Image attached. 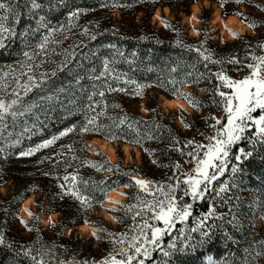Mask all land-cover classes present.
I'll return each mask as SVG.
<instances>
[{"label":"snow or ice","instance_id":"1","mask_svg":"<svg viewBox=\"0 0 264 264\" xmlns=\"http://www.w3.org/2000/svg\"><path fill=\"white\" fill-rule=\"evenodd\" d=\"M143 2L134 0L136 4ZM150 2L158 3L159 0ZM134 3L97 0L95 7H72L66 12L65 23L54 25L36 10L68 7L64 0H45V3L38 0H0V50L17 35L23 44L14 63L0 66V160L6 161L13 156L17 159L35 158L37 166L46 167L41 175L52 177L61 200L76 201L82 209L104 204L114 222L126 224L121 231H110L85 219L83 223L91 227V237L107 241L111 249L100 259L75 256L61 259L52 247L41 241V229L36 226L40 218L31 211L28 206L31 203L24 207L31 223L19 212L0 207V215L3 216L0 220V246L13 254V264H22L24 260L29 264H171L174 253L194 250L210 242L218 230L232 241L234 237L225 225L241 230L240 215L232 206L233 199L238 200L239 197L229 193L240 186L241 163L253 157L257 146L264 147V54H258L264 53V17L235 11L240 22L262 38L253 42L229 28L231 38L241 41L244 54L221 56L207 46L212 37L206 32L194 29V34L203 38L195 44L185 43L180 29L164 20L157 10L155 18L161 20L163 28L175 33V45L195 52L197 59L185 66L189 70L179 78L174 75L178 66H174L166 77L158 75L155 80L147 82L132 75L140 67V58L135 50L128 52L115 42L102 43L96 49L89 48V43L106 35L127 39L118 28L102 29L98 19L79 23L81 17L90 13L128 9ZM218 3L225 10L232 4H243L264 13V0H218ZM26 15L34 19L38 16L35 27L18 33L17 27ZM193 19L197 21L196 16H190V20ZM70 39L73 42L64 47V42ZM137 39L162 43L147 34H141ZM54 57L62 59L57 62ZM120 64L128 65V70H121ZM198 65H202L203 71ZM146 70L153 72L154 68L149 66ZM65 72L72 79L56 85V78ZM233 72L246 74L236 77L231 74ZM202 81L211 85L201 89L209 96L207 105L194 94L181 90V85L195 86ZM153 88L186 102L185 106L173 105L169 101L170 107L179 109L178 118L183 129L195 128V121L186 115L191 109L193 113L201 114L212 134L197 130L200 141L195 136L182 138L162 122L155 107L142 109L149 113L147 119L127 111L113 113V109H122L123 106L110 97L143 98L145 90ZM205 106L220 109L222 117L203 116ZM58 109L79 119L48 138L26 144L43 131L46 122L54 118L53 113ZM86 135L126 146L134 145L135 152L129 151L133 162L137 160L138 153L141 162L147 157L151 166L167 169L171 174L165 180H156L144 175L139 166L125 168L122 161L112 163L103 152L80 144V138ZM65 138L71 142H62ZM241 142H247L252 150L236 148ZM86 149L95 151L100 159L86 158L83 155ZM45 152L50 154H43ZM170 153L178 154L185 164L194 166L190 171H184L180 161L169 157L164 162L162 158ZM81 168H91L107 175L94 179L82 175ZM225 176L228 178L224 179ZM122 177L127 179L122 182ZM2 179L3 169L0 168ZM34 188L32 185L27 190ZM116 189H122L120 196L126 197L127 202L109 198L108 193ZM19 198L13 197L8 203L13 204ZM201 201L208 202L207 211L194 217V209ZM3 204L4 201L0 200V205ZM220 207H225L226 211L219 212ZM41 210H46L43 205ZM10 217L27 232L36 234L34 243H18L8 238ZM129 218L131 222L126 223ZM190 221H194L195 226L187 228ZM48 225L56 226L50 217ZM166 236L170 238L165 244ZM156 253L160 259L154 258ZM260 258H264V250L250 253L249 264H258ZM209 264L218 262L210 258Z\"/></svg>","mask_w":264,"mask_h":264},{"label":"rangeland","instance_id":"2","mask_svg":"<svg viewBox=\"0 0 264 264\" xmlns=\"http://www.w3.org/2000/svg\"><path fill=\"white\" fill-rule=\"evenodd\" d=\"M38 2L45 3V0H38ZM54 2H58V0H54ZM127 2L134 3V0H127ZM64 3L68 5V7H45L43 10L36 11L39 15H45L46 18L54 25L61 24L65 23L66 12L72 7H95L97 0H64ZM193 4L198 5L196 22H192V20L188 18V15L192 13ZM165 7H167L169 11L165 12ZM215 8H218L220 14L224 17L232 14V11L237 10L251 13L253 16L259 15L264 17V13H261L258 9L254 7H245L243 4H232L227 10L222 9L220 8L218 0H159L158 3H152L150 0H144L143 3H134V6L128 9L96 11L95 13H90L81 17L79 23L84 24L89 20L98 19L102 29L111 28L113 26L118 28L119 32L125 35L127 39L119 40L118 37L106 35L100 37L95 42L89 43V48L96 49L98 45L102 43L115 42L118 45L124 47L128 52L135 50L140 58V67L138 70L132 73V75L137 79L150 82L155 80L158 75L166 77L170 69L174 66H178L177 73L174 75L179 78L184 74L185 71L189 70L185 66L194 63L197 59V54L195 52L186 51L185 49L179 48L175 45V33L163 28L161 20L153 17V14L157 9H159L161 12V16L164 20L170 22L180 29V36L184 39L185 43L195 44L203 38L201 35H193V29H195L200 33L206 32L212 37V39L208 41L207 46L211 47L215 52H217V50L224 49L225 44L227 43L228 45H231L229 46V49L232 52L231 54L237 53L243 56L244 51L241 47V41L231 38L228 28L225 27L224 22H215ZM184 9L186 10L184 11ZM35 19H38V16ZM35 19L31 15H26L18 25L17 32L19 33L24 31L26 28L35 27ZM141 34L152 36L155 39L162 41V43L157 44L155 43V40L140 41L137 39V37ZM241 34L245 35L247 39H250L253 42L259 38H262L256 36L252 30L247 28H245ZM72 42L73 41L71 39L65 41L63 46L67 47ZM22 48L23 44L19 35L9 40L6 44V47L0 50V66L14 63L18 59ZM54 59L59 62L62 57H54ZM149 66L154 68L153 72H147L146 69ZM119 67L121 70H128V65L126 64H120ZM198 67L203 68L202 65H198ZM231 74L233 76L239 77L246 74V72H240L237 74L233 72ZM71 79L72 77L65 72L56 78V85L65 84ZM196 86L198 89L196 93L198 98L200 100L203 99L202 101H204L206 93L201 91V89L210 86V84L207 81H202ZM181 90L192 93V90L185 85H181ZM165 97L168 96L162 90L153 88L146 89L145 96L143 98H129L122 95H117L110 97V99H113L115 102L120 103L123 106L122 109H113V113L127 111L130 114H135L136 116H141L145 119L149 117V113L142 111V109L144 107H155L157 109L158 117L163 123L167 124L170 117H174L172 124L179 129L181 134H183L182 138H191L195 136L197 141H200L201 139L197 134V130L189 131L183 129V126L178 118L179 109L166 107L164 105L163 99ZM170 111H175V114H171ZM202 113L203 116L216 115L217 117H222L223 115L222 111L220 113H210L208 111ZM186 115L189 120H195L197 122L196 125L198 126L197 129L199 131H206L207 127L200 113H193L191 109H188ZM53 117V119H50L46 122L42 132L37 133L31 138V141H26L25 143H37L42 138H48L53 134L58 133L64 127H67L69 124L74 123L79 119L78 116H67V114L60 109L53 113ZM96 139L104 140L102 138L89 137L86 135L80 138V144H86L91 149H96L97 151L103 152L105 157L109 158L107 153L100 149ZM62 142L68 143L71 141L68 138H65ZM107 142L114 147L115 151V159L111 160L112 163H119L122 161L125 168L130 166H139L143 171L145 170L146 166L153 167L148 163L147 157L141 162L139 160V155H137V160L135 162H133L132 159L131 161H127V156L123 148L124 144L114 141ZM129 151L133 153L135 152L131 148ZM43 154L50 153L45 152ZM83 155L88 159H100L95 151L88 149L85 150ZM193 166L194 165H192L190 169ZM0 168L3 169V179L0 180V187H2L3 190L0 191V200L4 201V204L0 205V207H9L10 212H19L20 216L28 219L31 223V218H29L26 213H22L20 211V205L28 196H32V203L28 206L30 207L31 211L36 213L40 218L39 223L36 226L42 229L46 228L48 233L57 231L55 227L44 225L42 223L44 219L48 218L51 212L60 213L54 222L55 224H58L59 228H62L64 234L66 233L67 229L72 228L73 230L71 234L78 236L76 226L81 225L85 219L92 220L97 225H102L108 228L110 231H121L124 229L122 225L119 228V223L107 219V215L109 216L110 213L104 204H94L91 208L82 209L79 203L76 201L67 198L61 200L58 196V189L52 177H44L41 175V173L46 170V167L44 165L37 166L35 163V158L17 159L15 156H13L11 159L6 161L0 160ZM79 170L82 175L91 176L94 179H102L105 175H107V173H97L91 168H81ZM125 180L126 178H121L122 182ZM258 183L261 187V191L259 192L263 194L264 173L261 175ZM32 185L35 186L34 190L28 191L27 189H29V187ZM97 195L99 196V193H97ZM13 197L20 198L17 199L13 204H9L8 201ZM126 200L127 198L125 197L123 198L122 202ZM42 201H44L45 206H49L50 209L46 207V210L42 211L40 209V205H38V203H42ZM58 210H62L63 212ZM116 214L119 215V213ZM0 220H3L2 215H0ZM254 220L257 225L260 224L258 214H255ZM9 221V239H12L14 236L17 239L29 236L30 233L23 229V227L20 226L18 221H16L14 218L10 217ZM85 234L87 237H91L87 233ZM78 237L82 238L80 236ZM93 241L92 248L95 252L101 250L108 243L107 241H97L95 239ZM2 247L3 246H0V258L2 257ZM6 256H9V264H13V254L9 251L8 255ZM64 258L70 257L69 255H66ZM209 260L210 259L204 260L203 264H209Z\"/></svg>","mask_w":264,"mask_h":264},{"label":"trees","instance_id":"3","mask_svg":"<svg viewBox=\"0 0 264 264\" xmlns=\"http://www.w3.org/2000/svg\"><path fill=\"white\" fill-rule=\"evenodd\" d=\"M185 10L186 9H184V11ZM231 13L232 14L229 15H235L234 14L235 11H232ZM255 17H261V16L256 15ZM229 46L231 45H228L226 43L225 48L221 50H217V53L221 56L231 55L232 52L230 51ZM200 70L203 71V68H200ZM185 86L189 87L192 90V94H194L198 98L196 94L198 91L196 85L195 86L185 85ZM167 96L168 97H165L167 99H182L179 97H173L168 94ZM208 100H209V96L206 93L204 99L206 105ZM206 111L210 113L221 112L220 109H217L214 106H205L202 109V112H206ZM170 112L171 114H175V111H170ZM258 114L259 113H257V115ZM173 120L174 117L173 118L170 117L167 124L171 126L181 137H183V134L179 132V129L172 124ZM223 122H226V120ZM196 123L197 122L195 121V128L193 130H198L197 129L198 126L196 125ZM205 133L208 135L212 134L211 130L208 128L206 129ZM239 147H244L247 151L252 150L251 146L248 145L247 142H241V144L236 146V148ZM157 154L159 155V153ZM169 157L173 161H180L184 171H190V167L192 166V164H185L183 162V158H181L178 154L170 153L168 156H164L162 159L164 162H167L169 160ZM241 167H242V173L240 174V180L238 181V183H240V186L239 188L232 189L231 192L229 193V195H232L233 197H239L238 200L233 199L232 206L235 207L236 211L240 215L241 230L237 231L233 229L231 225H225V227L234 237L232 241H228L223 236L222 231L218 230L217 235L210 242H206L203 245L196 247L194 250H189L184 253H179V252L174 253L171 259V264H203L204 260L210 258L216 260L218 264H225V262H227V264H249L250 253L260 252L264 250V193L262 194L261 192H259L261 191L260 190L261 187L258 183L259 179L261 178V175L264 173V147L257 146L256 152L253 155V157H250L247 161H243L241 163ZM142 172L147 177L154 178L156 180H165L167 175L171 174L167 169L156 168L154 166L153 167L146 166L145 170L144 171L142 170ZM230 175L231 173L228 174V176ZM228 176H225L224 179H227ZM124 202H127V200ZM207 203H208L207 201H201L196 205L194 209V217L207 211L206 208ZM38 205H40V209H41V205H43L44 209H46V207L50 209L49 206L47 205L45 206L44 201H42V203H38ZM58 211L63 212L62 210H58ZM218 211L224 212L226 211V208L220 207ZM255 214H258V218L260 220L259 225H257L254 220ZM130 222L131 221L129 218L126 221V223H130ZM55 225L57 231L50 233H48L46 228L43 229L39 228L41 229L40 239L46 246L52 247L56 255L59 256V258L61 259L64 258L66 255H69L70 258L75 256L77 258H87L89 260L100 259L104 255H107L108 251L111 249V245L107 243L109 246L106 244V246H104L101 250L95 252L94 249L92 248L94 242L93 241L94 239L92 237H87L86 234L82 238H79L77 235L74 234H71L70 236H65L62 228H59L58 224ZM118 225L119 228L121 227V225L124 228L126 226V224H122V223H119ZM194 226H195L194 221H190L186 225L187 228H191ZM178 227H185V225H178ZM35 236H36L35 233H30L29 236L27 237L17 239L14 236L10 240H15L18 243H34ZM169 238L170 237L166 236L164 238L163 243L166 244ZM36 246L39 247V245ZM8 252L9 250L7 248L2 247V252H1L2 257L0 258V264L10 263L9 256H6L8 255ZM154 258L160 259L159 253L154 254ZM22 264H29V262L27 260H24L22 261ZM258 264H264V258H260L258 260Z\"/></svg>","mask_w":264,"mask_h":264},{"label":"clouds","instance_id":"4","mask_svg":"<svg viewBox=\"0 0 264 264\" xmlns=\"http://www.w3.org/2000/svg\"><path fill=\"white\" fill-rule=\"evenodd\" d=\"M193 12H194L193 16H195V12H198V8H194ZM192 22H196V20L193 19ZM239 23H240L241 26H242V30H243L244 28H247V26L244 25L242 22H239ZM193 34H194V33H193ZM172 104H173V105L184 104V105L186 106V102L181 101V100L172 101ZM104 143L107 144V141H105ZM130 148H131L133 151H135V146H134V145H128V146H125V148H124L125 154H126V156H127V161H131V156L128 155V153H129V149H130ZM109 151H111V150H109ZM109 159H110V160H114V159H115L114 154H113V155H110V156H109ZM2 190H3L2 187H0V191H2ZM121 191H122V189H116V190H114V191L108 193V196H109V198H111V199L122 200L123 197L120 196V192H121ZM29 203H32L31 199H29V200H27V201L24 202V204H23L22 207H21V212H22V213H25V212H24V207L27 206ZM59 215H60L59 212L50 213L49 216H48V218H47V219H44V220L42 221V223H43L44 225H48V224H49V217H50L52 220H56V218H57ZM107 219H109L110 221H113V220L111 219L110 216H108ZM113 222H114V221H113ZM72 230H73L72 228L67 229L65 235H66V236H69V235L71 234ZM76 231H77L78 236H80V237H82L85 233H87L89 236H91V235H90L91 227H90L89 225H79V226H76Z\"/></svg>","mask_w":264,"mask_h":264},{"label":"bare ground","instance_id":"5","mask_svg":"<svg viewBox=\"0 0 264 264\" xmlns=\"http://www.w3.org/2000/svg\"><path fill=\"white\" fill-rule=\"evenodd\" d=\"M165 8H167V7H165ZM164 8V9H165ZM194 8H198V5L197 4H194V5H192V13L190 14V15H188V18H190V16H193V14H194V12H193V10H194ZM157 10H159V9H157ZM156 10V11H157ZM156 11L154 12V14H153V17H155V13H156ZM196 13L197 12H195V16H196ZM214 15L216 16V21L215 22H224V25H227V28L229 29H232L233 31H236V32H240V33H242L243 32V30L245 29H243L242 30V26H241V24L239 23L240 22V19L238 18V17H236L235 15H229V16H227V17H223L221 14H220V11H219V9L218 8H215V12H214ZM244 25H246V24H244ZM194 30V29H193ZM193 32V31H192ZM194 33V32H193ZM230 34V33H229ZM194 35V34H193ZM164 99V105L166 106V107H170L169 106V101H176V100H181V101H183L182 99H167V98H163ZM170 108H172V107H170ZM97 140V144L99 145V147H100V149H102L104 152H106L107 153V156L109 157L110 155H113V154H115V151H114V147L110 144V143H108L107 142V144H105L104 142V140H100V139H96ZM93 143V142H92ZM125 146L126 145H124L123 146V148H125ZM128 146V145H127ZM109 150H111V151H109ZM137 155H139L138 153H137ZM115 156V155H114ZM32 196H29L28 198H26L22 203H21V205H20V211H21V207H22V205L24 204V202L25 201H27V200H29V199H31L32 200ZM106 203V202H105ZM107 217H108V215H107ZM82 225H85V224H82Z\"/></svg>","mask_w":264,"mask_h":264}]
</instances>
